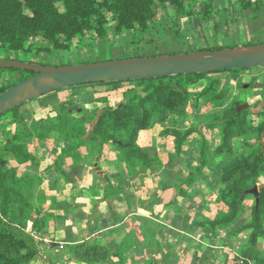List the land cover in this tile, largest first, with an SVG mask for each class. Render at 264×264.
I'll return each instance as SVG.
<instances>
[{
	"label": "trees",
	"instance_id": "obj_1",
	"mask_svg": "<svg viewBox=\"0 0 264 264\" xmlns=\"http://www.w3.org/2000/svg\"><path fill=\"white\" fill-rule=\"evenodd\" d=\"M238 3L242 10H246L257 8L256 5L261 2L238 0ZM161 5L175 9L180 19L197 13L191 0H0V49L11 52L31 50L34 44L44 42V45L37 47L38 52L73 50L82 47L92 34L104 40L112 27L116 32L127 33L132 40L139 42L155 22ZM219 5L209 4L205 15L214 12L213 9ZM241 46L249 45L244 43ZM241 46L227 43L215 49ZM213 49L208 47L202 50ZM250 69L85 84L106 88L120 84L125 87L123 98L118 103L99 107L102 102L100 96L104 92L94 89L87 92L91 97H86L83 102L85 105L91 103L93 116H85L84 112L70 113L69 104L61 102L57 114L49 118L50 123H44L40 128L35 123L32 129L14 134L6 131L4 140L0 139V264H32L39 251L35 233L41 234L50 226L52 215L35 205L34 197L29 192L36 179L39 181L40 178L20 175L18 170L19 166H29L40 159L26 143L29 137L38 143H47L48 138L54 143L59 142V154L53 165H59L65 158L72 160L75 167L89 163L94 158L98 159L97 166L93 165L92 168L96 176L94 189L97 190L99 185L103 187V195L98 202H106L113 225L119 223V226L109 230V234L116 228L125 226L128 229L114 247L112 242L117 237L101 239L96 236L95 239L91 237L73 243L70 247L71 261L80 264H127L125 253L134 245L141 243L144 248L159 249L155 232L150 231L146 225L151 219L136 213L138 208L154 215L156 203L163 202V209L173 207L179 211L182 202H193L195 196L187 189L200 179L207 166H212L213 160L209 159L213 158V154L222 159L213 174L215 211L202 214L201 210L190 204L192 208L186 209L183 217L176 216V211L168 215L180 222V230L191 232L201 228L206 238L216 239L221 230H228L235 237L247 233L248 242L236 257H227L225 264H264V251L259 245L260 240L264 241V96L257 104L260 109L254 111L249 105L238 111L237 106L243 103L242 100L232 97L229 104L226 102V98L232 94L230 84L233 79L216 77L219 73L239 74ZM0 70L23 71L15 68ZM32 73L27 70L23 77L7 86H1L0 93ZM200 82L204 84L199 91L195 86ZM217 102L226 106L222 112H207L198 124L185 128L178 125L182 112L186 113L192 107L200 113L204 105L212 106ZM22 105L5 113L11 114L10 125L24 118L20 111ZM155 125L161 127L160 134L168 142L170 150L167 163H164L156 150L140 142L142 134ZM209 130H216L219 135V142L212 153L206 135ZM195 133L200 135L201 146L194 151L199 164L193 166L188 161L190 158H184L183 153L185 142ZM111 148L116 149V152L112 153ZM181 160L188 161V175L185 178L172 177L169 181H160L158 194L150 200V206L144 205L142 200L136 202V199L128 195L119 197L122 191L119 183L121 180L126 186L136 180L139 191H149L154 183H146L143 171L153 172L155 168L165 167L169 172L173 170L175 162ZM11 161L16 165L12 166ZM63 172L71 184L70 174L66 169ZM115 188L117 192L110 193ZM167 191L170 195L164 199L163 195ZM112 198L118 202H112ZM250 199L253 200L251 205L248 204ZM121 202L126 206L123 214L114 211V206ZM96 207L93 213L100 214L98 205ZM161 213V210L156 212V216L160 217ZM168 215H164L165 218ZM195 216L200 219H195ZM30 221L32 229L28 231ZM204 256L210 263L214 255L206 252ZM241 260L243 263H240ZM143 264L165 263L149 258Z\"/></svg>",
	"mask_w": 264,
	"mask_h": 264
},
{
	"label": "rangeland",
	"instance_id": "obj_2",
	"mask_svg": "<svg viewBox=\"0 0 264 264\" xmlns=\"http://www.w3.org/2000/svg\"><path fill=\"white\" fill-rule=\"evenodd\" d=\"M191 1H193V8H195L197 13L186 19H180L175 9L173 10L169 6L161 5L158 9L159 11L155 22L152 23L149 31L142 36L139 42L138 40H132L127 33L116 32L112 27L104 40L92 34L84 41L82 47H75L73 50L59 49L49 53L38 52L37 47L44 45V42H42L37 45L34 44V48L31 50L11 52L6 49H0V60L11 59L61 67L142 56L203 51V48L208 47L216 50L215 47L227 43L238 46L244 43L248 45L264 44V0H259L261 3L256 5L257 8H249L246 10H242L238 0ZM213 3L221 5L214 8V12L205 15L206 7ZM26 71L0 70V87L3 85L7 86L18 78L23 77ZM216 77L222 78L223 80L233 79L230 84L232 94L226 98L228 104L233 97V99L235 98L242 100L243 103H248L254 111L261 108L259 106L257 107V104L263 100L262 98L264 96V67L241 71L239 74L219 73ZM125 84L128 85L129 83ZM203 84L204 82L198 83L195 89L200 91ZM94 89L104 92L100 96L102 102L98 105L99 107H104L110 103H118L123 98V90L125 87L120 84L107 86V88L106 86L99 85H81L61 92L42 95L21 106L20 111L24 114V118L20 122L10 125L11 114L2 115L0 118V139L4 140L6 131L14 134L25 129H32L35 123L39 125L38 128L44 123H50L49 118L57 114L56 112L61 102H67L69 104L68 112L70 113L81 114L84 112L85 116H93L94 113L91 103L85 105L83 102L87 99L86 97L90 96L87 92L93 91ZM218 103L220 102L212 106L204 105L200 113L191 107L186 113L182 112L180 114L178 125L185 128L189 125L198 124L207 112H222L226 106H221ZM160 129V126H156L145 131L141 136L140 142L143 146L152 147L153 150H156L164 163H167L169 162L168 151L170 149L168 142L161 136ZM203 131L205 132V129ZM206 135L208 136L209 150L212 153L219 142V135L216 130H209L206 132ZM26 143H28L30 149H33L40 159L35 163L29 164L27 167L24 165L19 166V174L34 175L40 178L39 181L36 179L34 186L29 188V192L34 197L35 205L41 206L45 212L47 211V214L50 213L52 215L49 221L50 226L44 231V236H42L43 234H36L39 236L35 238L39 251L32 264L41 257L44 262L41 264H45V262L46 264H73L70 260L71 245L74 242L77 243L85 239H90L91 237L97 238L96 236H98L101 239L102 237H111L112 239L117 237L118 239L116 238V241L112 242V246H116L117 241L124 236L128 229L125 226L116 228L111 231V234H109V230L111 229L102 230L109 218L106 215L109 208H107L106 202H98L102 198L103 187L99 185L97 186V190L94 189V183L96 182L94 179L96 176L93 174L92 168L93 165L97 166L98 159L94 158L89 163L85 162L75 167L72 164V160L65 158L59 165H53V162L59 154L60 144H58V141L56 144L52 139L48 138L47 143H38L37 141L35 142L33 137H29ZM200 146L201 141L198 133L192 135L184 144L183 156L184 158L186 156L189 157L190 160L188 161H191L192 164L191 162L189 163L193 166L199 164L198 159L195 158L194 151ZM111 150L112 153L116 152L114 148H111ZM212 156L213 158L209 159L211 161L213 160L212 166H207L200 179L195 181L187 189L188 192H191L195 196L194 201H189L187 207L186 202H182V208L179 211L174 210L173 207L163 209V202H159L154 206V215L141 208L136 212L151 219L146 222V225L150 231L153 230L155 232V236L159 241V249L144 248L145 246H142L141 243L134 245L125 253L128 258L127 264H143L149 258L157 259L165 264H225L227 257L234 258L240 253L244 244L237 245V240H231L232 246L224 243L225 241L220 242V245L216 246V239L206 238L202 234L201 241L197 243L191 236L186 234V229L180 230V222L177 219H173L168 215L169 212L176 211V216L183 217L186 214V209L192 208L190 204L195 205L193 207H196L199 211L201 210L202 214L203 212L209 214L215 211L214 208L216 207L213 202L215 179L213 174L214 168L216 170V167L220 165L222 159L218 155L212 154ZM88 158L91 157L88 156ZM174 161H172V164ZM188 161L184 160L183 162L181 160L180 162H175L174 168L172 167L173 170L171 169L169 172L167 171L168 168L165 167L155 168L156 170L153 172L149 170L143 171V175L146 177V183H154L153 188H150L149 191H139L136 180L135 182L130 181L128 186L121 183L122 180H118V182L120 181V189L122 190L119 193V197L123 198L128 195L136 199V202L142 200L144 201V205H151L150 200L155 199L158 194L157 189L160 181H169L172 177L185 178L188 175V169L190 167L187 164ZM11 164L12 166L16 165L12 161ZM65 169L70 174L71 184L66 180L67 176L63 172ZM117 185L119 186V184ZM116 189H112L110 193L117 192L115 191ZM169 195L170 192L167 191L163 195V198L166 199ZM111 201L118 202L113 198ZM75 204L77 205L75 206ZM248 204H253V200L250 199ZM96 205L100 209V214L93 213L96 211ZM116 210H121L119 213H124L126 211L124 202L116 204L114 211ZM160 210L162 211L161 216L157 217L156 212ZM164 215L168 216L165 218ZM196 217L200 219L199 216H195V219H197ZM103 219L105 220L102 221ZM70 221L76 222L79 225L72 224L70 226ZM172 221L176 222L174 223ZM56 230L60 231L62 238L59 235L60 239L54 236ZM194 235L196 236L195 233ZM241 235L240 243L243 239L247 241L248 234L242 233ZM231 238L236 237L231 236L227 240ZM259 245H261L264 251L263 240H260ZM44 251H48L47 253L49 254H43ZM206 252L213 253L214 255L210 263H208L209 259H205L204 255H206ZM49 255L51 257L47 259L51 263H47L48 261L43 257H48Z\"/></svg>",
	"mask_w": 264,
	"mask_h": 264
},
{
	"label": "water",
	"instance_id": "obj_3",
	"mask_svg": "<svg viewBox=\"0 0 264 264\" xmlns=\"http://www.w3.org/2000/svg\"><path fill=\"white\" fill-rule=\"evenodd\" d=\"M260 67H264V44L61 67L3 59L0 60V68H15L33 73L0 93V116L42 95L79 85ZM248 107V103H242L237 106V110Z\"/></svg>",
	"mask_w": 264,
	"mask_h": 264
},
{
	"label": "crops",
	"instance_id": "obj_4",
	"mask_svg": "<svg viewBox=\"0 0 264 264\" xmlns=\"http://www.w3.org/2000/svg\"><path fill=\"white\" fill-rule=\"evenodd\" d=\"M182 42V41H181ZM28 166V165H27ZM26 166V167H27ZM26 169V168H25ZM24 169V170H25ZM59 198H61V197H59ZM72 202H74V201H72ZM77 204H75V206H76ZM188 206V202H186V207ZM140 210V208H138V210L137 211H139ZM142 210H145V209H142ZM117 212H119V211H121V210H116ZM120 214H123V213H120ZM109 218H108V220H107V222H106V225H104L103 226V228H102V230H106V229H112V228H114V227H117V226H119V223L118 224H115V225H113V223H112V221H111V219H112V216H110V214H109V212L106 214ZM126 218L127 217H125L124 218V220H126ZM198 219V218H197ZM105 219H103L102 221H104ZM70 226H72V224H74V225H79V224H77L76 222H73V221H70ZM32 229V221H30L29 222V224H28V231H30ZM101 230V229H100ZM60 233V231L59 230H56L55 232H54V236L55 237H58V239H60V238H62V235H61V233ZM194 233L196 234V236L194 235ZM35 234H40V233H35ZM44 235L45 234V232L44 231H42L41 232V235ZM186 234H188L189 236H191L197 243L198 242H200L201 241V235L202 234H204V232H203V230L201 229V228H196L195 230H194V232L193 231H191V232H186ZM60 236V238H59V236ZM36 237H39L38 235H36ZM231 236L229 235V232H228V230H221L220 231V233H219V235H218V238H216V240H217V245L216 246H219L220 245V242H224V243H226V244H229V246H232V243H231V240H234V241H236L237 240V245H241V244H246L247 242H248V239H247V241H244V239H243V241L240 243V239L242 238V235H241V237H236V238H231L230 240H227L228 238H230ZM191 238V240H193ZM74 243H76V242H74ZM202 243V242H201ZM202 244H204V243H202ZM237 245H235V246H237ZM49 248H52V247H49ZM48 248V249H49ZM218 249V248H217ZM217 249H216V251H217ZM227 250H229V249H227ZM220 251V250H219ZM235 251V250H234ZM48 251H44L43 252V254H45L46 253V255L47 254H49V253H47ZM221 252V251H220ZM227 252V251H226ZM225 252V253H226ZM57 256V255H56ZM228 256V255H227ZM44 258H45V260H47L48 261V259L51 257V255H49L48 257H45V256H43ZM48 258V259H47ZM55 258V257H54ZM54 260V259H53ZM63 260V259H62ZM66 260V259H65ZM50 261V260H49ZM47 262V263H51V261L50 262ZM62 262V261H61ZM41 263H44L43 262V260H42V257L41 258H39V260H37L34 264H41ZM72 263L73 264H75V262H73L72 261ZM45 264H46V262H45Z\"/></svg>",
	"mask_w": 264,
	"mask_h": 264
},
{
	"label": "built area",
	"instance_id": "obj_5",
	"mask_svg": "<svg viewBox=\"0 0 264 264\" xmlns=\"http://www.w3.org/2000/svg\"><path fill=\"white\" fill-rule=\"evenodd\" d=\"M240 263H243V261L241 260Z\"/></svg>",
	"mask_w": 264,
	"mask_h": 264
}]
</instances>
